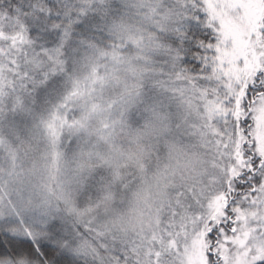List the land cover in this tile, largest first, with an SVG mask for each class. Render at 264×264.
I'll return each instance as SVG.
<instances>
[{
  "label": "snow or ice",
  "instance_id": "snow-or-ice-1",
  "mask_svg": "<svg viewBox=\"0 0 264 264\" xmlns=\"http://www.w3.org/2000/svg\"><path fill=\"white\" fill-rule=\"evenodd\" d=\"M149 8L155 39L133 35L100 56L120 65L123 48H157L159 82L189 115L194 109L191 127L204 152L182 153L165 167L155 224L140 241L100 237L99 255L92 250L84 264H162L161 253L168 260L181 253L180 264H264V235H249L250 219L264 222V0H165ZM110 15L106 0H0V80L12 74L21 102L55 90L58 76L71 82L64 102L42 121L53 144L65 126L87 132L99 109L95 86L118 80L93 69L82 82L68 70L83 49L95 56L94 33L116 29ZM138 95L127 90L109 107ZM77 101L81 115L68 125L62 110ZM75 244L53 215L27 213L11 197L0 200V264H81Z\"/></svg>",
  "mask_w": 264,
  "mask_h": 264
},
{
  "label": "rangeland",
  "instance_id": "rangeland-1",
  "mask_svg": "<svg viewBox=\"0 0 264 264\" xmlns=\"http://www.w3.org/2000/svg\"><path fill=\"white\" fill-rule=\"evenodd\" d=\"M163 2L106 0L116 29L110 34L94 33L95 56L85 48L77 57L78 65H68L69 73L82 82H87L93 69L100 76L111 73L118 78L108 79L103 88L95 86L92 95L99 109L87 132L65 126L53 144L42 122L50 119L71 91V82L64 77H57L58 86L49 94L43 89L33 92L35 102L27 97L21 102L12 92L15 78L10 72L0 80V200L11 197L27 213L53 215L65 234L76 240L73 251L81 264L85 258L92 260V250L99 255L100 237L109 242L114 238L121 243L140 241L155 224L157 183L165 167L182 153L204 152L191 127L196 122L194 109L189 115L187 105L159 82L162 58L157 48H146L143 53L135 47L123 48L120 65L110 55L107 59L100 56L111 52L113 42L120 45L133 35L155 39L158 33L149 5ZM127 90L139 95L129 103L109 107L126 96ZM81 105L77 101L62 110L68 125L79 119ZM117 131L137 140L132 145H114ZM92 134L105 136L111 147L91 146L87 137ZM87 153H92L90 158ZM262 223L250 219L249 235H264ZM85 242L87 250H82ZM181 257L177 253L168 260L161 253L158 259L162 264H180ZM200 259L201 254L193 257L197 262Z\"/></svg>",
  "mask_w": 264,
  "mask_h": 264
},
{
  "label": "trees",
  "instance_id": "trees-1",
  "mask_svg": "<svg viewBox=\"0 0 264 264\" xmlns=\"http://www.w3.org/2000/svg\"><path fill=\"white\" fill-rule=\"evenodd\" d=\"M117 132H118V135L115 138L114 145H116V144H118V145H132L131 141L137 140L136 136H132L130 134L120 132V131H117ZM87 138H90L89 140H90L91 146H99L98 148H103L105 150H108L109 147H111L109 140L104 139V138H106L105 136H103V137L101 136V138H97L92 134V135L88 136ZM85 139L82 142H84ZM96 141H98V145H93Z\"/></svg>",
  "mask_w": 264,
  "mask_h": 264
}]
</instances>
